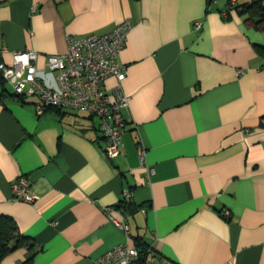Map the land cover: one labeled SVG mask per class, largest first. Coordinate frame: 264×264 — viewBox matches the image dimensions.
Wrapping results in <instances>:
<instances>
[{
	"label": "crops",
	"instance_id": "1",
	"mask_svg": "<svg viewBox=\"0 0 264 264\" xmlns=\"http://www.w3.org/2000/svg\"><path fill=\"white\" fill-rule=\"evenodd\" d=\"M225 9V0H0V58L9 64L12 52L34 51L49 82L46 58L66 53L68 36L132 23L117 56L130 100L116 158L103 151L97 116L37 114L34 98L0 99V216L40 248L32 264H88L136 237L158 264H264V57L256 49L264 24ZM20 176L31 203L15 199ZM126 188L147 206L131 216L116 208ZM121 212L128 235L110 219ZM26 254L19 248L0 264Z\"/></svg>",
	"mask_w": 264,
	"mask_h": 264
},
{
	"label": "built area",
	"instance_id": "2",
	"mask_svg": "<svg viewBox=\"0 0 264 264\" xmlns=\"http://www.w3.org/2000/svg\"><path fill=\"white\" fill-rule=\"evenodd\" d=\"M230 3L234 4L235 0H230ZM193 25L199 29L202 24L195 21ZM131 28L132 23L127 19L105 34H89L79 38L68 36L67 52L46 58L45 64L52 82L39 75L40 70L36 64L38 53L31 50L12 52V62L9 64L0 58V76L12 92L36 100L34 107L37 114H43L44 108L50 106L97 116L104 139L103 151L108 158H116L121 152V139L125 131L122 112L128 108L130 100L122 86L125 67L117 61V56L124 47ZM5 51V48H0V57ZM110 77L115 79V83L107 89L105 85ZM138 158L140 164L146 167L148 176L153 175L154 169L145 163L143 148L138 149ZM12 190L17 200L28 203L34 200L25 176H20L13 182ZM123 196V199L130 201L131 192L128 188L124 189ZM112 209V206L105 208L106 211ZM229 215L228 210L222 212L225 218ZM110 219L126 235L130 233L123 213L121 220L113 217ZM138 256L135 246L119 244L91 259L88 264H134ZM158 262L149 246L144 264Z\"/></svg>",
	"mask_w": 264,
	"mask_h": 264
},
{
	"label": "trees",
	"instance_id": "3",
	"mask_svg": "<svg viewBox=\"0 0 264 264\" xmlns=\"http://www.w3.org/2000/svg\"><path fill=\"white\" fill-rule=\"evenodd\" d=\"M226 1V9L225 14L227 16V13L234 8H242L241 13L247 14L245 21L249 23L251 26H258L260 24H264V0H253L250 3H245L242 5H236L231 4L230 0ZM213 3V0H207L208 7ZM256 49L260 55L264 57V45H256ZM0 87H1V93H0V99L2 97H13L17 98L21 102H26V100L31 99L28 97H23L15 94L14 92H10V90L7 88L5 81L0 76ZM12 91V90H11ZM33 103L36 104V100ZM54 107L47 106L44 108V111L47 109H51ZM58 113H62L60 109H57ZM44 113V112H43ZM147 207L144 204L136 205L132 201H128L125 199H122L117 205L116 208L121 210L124 215L131 216L134 213L138 212L141 208ZM136 245L135 247L138 250V258L135 262L144 264V258L147 252V248L149 247V244L145 241H143L141 238L136 237L135 239ZM26 248L27 254L23 261H21L19 264H32L33 258L35 254L40 250L32 242V239L28 236L22 234L15 222V220L12 217L9 216H0V262L10 253L13 251L19 249V248Z\"/></svg>",
	"mask_w": 264,
	"mask_h": 264
},
{
	"label": "rangeland",
	"instance_id": "4",
	"mask_svg": "<svg viewBox=\"0 0 264 264\" xmlns=\"http://www.w3.org/2000/svg\"><path fill=\"white\" fill-rule=\"evenodd\" d=\"M7 87H8V85H7ZM8 88H10V87H8Z\"/></svg>",
	"mask_w": 264,
	"mask_h": 264
}]
</instances>
